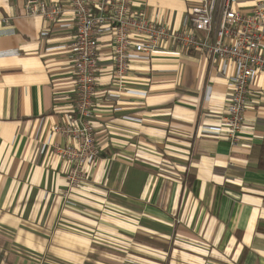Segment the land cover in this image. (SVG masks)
I'll use <instances>...</instances> for the list:
<instances>
[{
  "label": "crops",
  "instance_id": "0c3cea01",
  "mask_svg": "<svg viewBox=\"0 0 264 264\" xmlns=\"http://www.w3.org/2000/svg\"><path fill=\"white\" fill-rule=\"evenodd\" d=\"M0 0V264H264V72L239 145L223 130L231 62L161 42L116 85L113 29L98 35L91 124L100 158L71 188L54 131L76 116V26ZM249 14L264 0H234ZM188 0H133L173 32Z\"/></svg>",
  "mask_w": 264,
  "mask_h": 264
},
{
  "label": "built area",
  "instance_id": "2783aa9c",
  "mask_svg": "<svg viewBox=\"0 0 264 264\" xmlns=\"http://www.w3.org/2000/svg\"><path fill=\"white\" fill-rule=\"evenodd\" d=\"M133 0H70L76 26L72 53L76 70V116L54 131L75 142L59 149L70 166L69 184L77 187L84 179L85 167L100 158L91 124L96 74L98 35L102 28L113 29L116 85L125 89L132 50L152 54L161 42L172 41L185 51L203 52L212 58L231 62L234 75L228 115L223 130L233 147L239 145L253 82L264 72V4L246 14L235 7L234 0H188L187 27L173 32L164 24L150 20L144 9L134 10ZM26 15L49 22L60 20L64 8L43 0H26Z\"/></svg>",
  "mask_w": 264,
  "mask_h": 264
}]
</instances>
